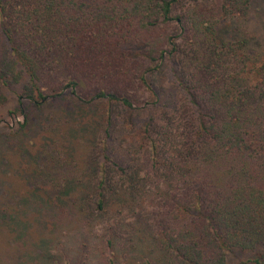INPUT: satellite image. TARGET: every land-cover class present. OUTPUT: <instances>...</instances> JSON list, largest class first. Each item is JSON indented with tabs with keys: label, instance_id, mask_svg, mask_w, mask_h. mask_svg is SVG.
<instances>
[{
	"label": "trees",
	"instance_id": "obj_1",
	"mask_svg": "<svg viewBox=\"0 0 264 264\" xmlns=\"http://www.w3.org/2000/svg\"><path fill=\"white\" fill-rule=\"evenodd\" d=\"M253 2L0 0V91L26 78L0 134L6 247L34 205L57 254L27 264H264Z\"/></svg>",
	"mask_w": 264,
	"mask_h": 264
},
{
	"label": "rangeland",
	"instance_id": "obj_2",
	"mask_svg": "<svg viewBox=\"0 0 264 264\" xmlns=\"http://www.w3.org/2000/svg\"><path fill=\"white\" fill-rule=\"evenodd\" d=\"M264 0H254L253 2V8L252 10V16L248 18V22H241V25H243L244 32L250 33L251 35L255 36L253 40L250 41V46H259L260 48H264ZM258 8H261V10H258ZM259 43V44H258ZM160 77V76H159ZM161 78V77H160ZM163 79V78H162ZM26 83V78L23 79L22 83L20 84H14L8 87H3L0 91V134L6 136L9 138V136L12 138L13 131L18 128L19 122L23 121V117L18 113V100L22 93V87ZM25 101V100H22ZM25 104V102H23ZM84 114V113H83ZM85 115V114H84ZM54 132V128L50 130V132ZM47 131H44L42 128H38L36 131H34V134H37V138H39L40 135H47ZM13 143V139H11ZM6 158L8 156L4 155ZM5 170V169H3ZM14 182V181H13ZM7 187H3L1 190L5 192L4 196H6V193L9 192V194L12 192V188H10L9 185H6ZM14 188H19L20 191H23L20 187H17V185H12ZM16 191V189H14ZM2 193V192H1ZM5 202L0 200V204H4ZM4 206V205H2ZM1 206V207H2ZM6 208V207H5ZM10 212V210H8ZM24 212V214H22ZM19 215H17L16 220H21L24 222L29 223V231L27 236L25 237L26 242L23 246H15L11 245L10 247H6L5 244V238L3 235L0 234V255L2 254V251L4 249V253L7 254L6 261L7 264H27L24 263V257L25 256H35L37 258L38 253L42 252V250L46 249L44 247V240H51L49 251L53 252V254H57L56 248H52L53 245V238L45 236L46 230L43 229V225H38L37 223L40 222V219H38V211L35 209V206H31V208L22 207L21 210L18 211ZM23 217L25 219H23ZM34 221V224L32 226V222ZM43 222V220H42ZM38 226H36V225ZM8 231H12L15 235L16 232L19 231V228L16 224L11 223V225H0V233H9ZM44 232V234H43ZM67 251L70 249L66 247ZM48 250V249H46ZM16 257V258H14ZM245 256L239 255L238 258H235V262H238L240 260H243ZM14 258V259H13Z\"/></svg>",
	"mask_w": 264,
	"mask_h": 264
}]
</instances>
